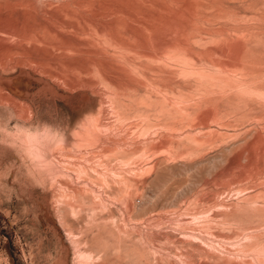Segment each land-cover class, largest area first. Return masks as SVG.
<instances>
[{"label": "rangeland", "instance_id": "rangeland-1", "mask_svg": "<svg viewBox=\"0 0 264 264\" xmlns=\"http://www.w3.org/2000/svg\"><path fill=\"white\" fill-rule=\"evenodd\" d=\"M259 263L264 0H0V264Z\"/></svg>", "mask_w": 264, "mask_h": 264}, {"label": "bare ground", "instance_id": "bare-ground-1", "mask_svg": "<svg viewBox=\"0 0 264 264\" xmlns=\"http://www.w3.org/2000/svg\"><path fill=\"white\" fill-rule=\"evenodd\" d=\"M74 1H77V0H74ZM64 2H65V0H64ZM68 2H69V1H68ZM72 2H73V1H72ZM72 5H73V4H72ZM74 5H75V4H74ZM76 5H77V4H76ZM60 7H61V6H60ZM66 7H67V6H66ZM76 7H77V6H76ZM58 9H59V8H58ZM63 9H65V8H63ZM76 9H78V8H76ZM55 10H56V9H55ZM60 10H61V8H60ZM65 10H68V9L66 8ZM61 11H62V10H61ZM63 11H64V10H63ZM66 12H67V11H66ZM74 12H75V11H74ZM74 12H73V13H74ZM71 13H72V12H71ZM75 13L77 14L78 12H75ZM78 14H79V13H78ZM78 14H77V15H78ZM108 14H109V13H108ZM106 15H107V14H106ZM81 16H82V14H81ZM155 24H156V23H155ZM148 31H149V30H148ZM154 32H155V31H154ZM163 32H164V31H163ZM116 33H117V32H116ZM151 34H152V33H151ZM10 35H11V34H10ZM152 36H153V35H152ZM179 36H180V35H179ZM154 37H155V36H154ZM44 39H45V38H44ZM155 39H156V38H155ZM151 40H152V39H151ZM156 40H157V39H156ZM156 40H153V41H156ZM153 41H152V42H153ZM168 41H169V40H168ZM168 41H167V42H168ZM150 42H151V41H150ZM152 42H151V43H152ZM159 43H160V42H159ZM79 44H80V43H79ZM153 44H154V43H153ZM153 44L151 45V47L153 46ZM146 45H147V44H146ZM155 45H158L157 42H156ZM159 45H160V44H159ZM142 47H144V45H142ZM155 47H156V46H155ZM158 47H159V46H157L156 48H158ZM161 47H162V45H161ZM174 47H175V46H174ZM144 48H145V47H144ZM149 48H150V47H149ZM156 48H155V49H156ZM170 49H171V48H170ZM153 50H154V46H153ZM159 50H160V48H159ZM164 50H165V49H164ZM164 50L162 49V51H164ZM173 51H174V50H173ZM156 52H157V50H156ZM159 52H160V51H159ZM153 53H154V52H153ZM160 57H161V56H160ZM152 58H153V57H152ZM230 58H231V57H230ZM161 60H162V59H161ZM164 60H165V59H164ZM155 61H156V60H155ZM129 66H130V65H129ZM217 66H218V65H217ZM220 66H221V65H220ZM222 66H223V65H222ZM222 68H223V67H222ZM225 68H226V67H225ZM168 80H169V79H168ZM116 113H117V112H116ZM179 115H180V112H179ZM177 116H178V115L176 114V117H177ZM259 260H260V259H259ZM259 264H261V263H259Z\"/></svg>", "mask_w": 264, "mask_h": 264}]
</instances>
